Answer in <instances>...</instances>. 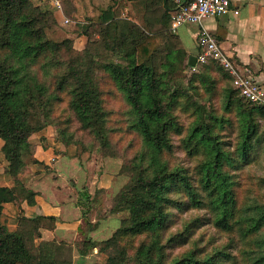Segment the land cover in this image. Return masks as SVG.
<instances>
[{
  "label": "trees",
  "instance_id": "16d2710c",
  "mask_svg": "<svg viewBox=\"0 0 264 264\" xmlns=\"http://www.w3.org/2000/svg\"><path fill=\"white\" fill-rule=\"evenodd\" d=\"M60 1L82 49L49 37L61 25L51 3L0 0V151L14 183L0 186V264H74L75 253L82 264L95 249L107 255L95 264H264V176L245 171L264 144V105L216 60L190 65L171 31L175 0ZM48 126L66 148L122 160L130 180L111 213L126 215L109 238L37 241L55 216L3 221L6 203L36 202L23 176L38 162L30 138ZM208 224L228 237L211 250L195 238Z\"/></svg>",
  "mask_w": 264,
  "mask_h": 264
},
{
  "label": "crops",
  "instance_id": "0c3cea01",
  "mask_svg": "<svg viewBox=\"0 0 264 264\" xmlns=\"http://www.w3.org/2000/svg\"><path fill=\"white\" fill-rule=\"evenodd\" d=\"M46 1L54 6L53 0H35L37 4ZM160 2L163 3L162 0ZM60 3L61 8H55L61 23L74 22L65 14L63 3L61 1ZM132 7L133 5L129 4L126 10ZM231 8L232 10L223 16L210 17L202 23H189L175 31L171 28V31L177 35L181 45L189 54L197 56L200 53L199 32L202 29L208 30L216 36L225 51L234 56L243 70L250 71L257 78L264 89V0H232ZM235 9H239L238 14L234 12ZM51 133V135L45 134L46 139L43 140L45 145L34 142L37 145L34 158L38 162L30 163L28 173L23 176L26 186L37 193L35 204L28 205L25 202L21 208L13 203L5 204L4 210L6 208L18 210V213L15 210L12 212L17 214V222L13 230L18 228V217L25 212L24 214L29 217L57 218L53 228L40 229L41 237L37 238V241L57 239L74 244L85 238L93 240L109 238L119 226L110 231L109 223L116 221L117 224L118 220L120 222V213L119 215L111 213L114 199L129 182V179L127 180V177L120 172L121 160L112 157L98 158L101 160H95V163H101V166L94 169L90 160L86 165L88 155L72 154L70 148H66L58 141L54 132ZM5 160L8 167L9 162L6 157ZM102 175H105L104 181H101ZM117 178L120 181L111 188V183H116ZM13 185L9 176L5 183L0 184V186ZM97 190H99L98 194L95 193ZM95 194H97L96 198ZM91 205L93 208L89 209ZM96 207L102 208L105 212L103 218L99 220L92 213L96 212ZM91 253L84 258L89 257ZM93 253L97 254L98 249ZM80 257L79 254H75L74 261L76 262Z\"/></svg>",
  "mask_w": 264,
  "mask_h": 264
},
{
  "label": "built area",
  "instance_id": "2783aa9c",
  "mask_svg": "<svg viewBox=\"0 0 264 264\" xmlns=\"http://www.w3.org/2000/svg\"><path fill=\"white\" fill-rule=\"evenodd\" d=\"M177 10L172 13L171 28L175 31L189 23H202L210 17H219L229 13L232 0H175ZM57 8H61L59 0H53ZM236 14L239 9H235ZM68 22V21H67ZM201 53L197 62H206L208 58L216 60L232 77L240 95L250 103L264 105V89L257 78L241 68L233 55L222 47L215 35L202 29L198 36Z\"/></svg>",
  "mask_w": 264,
  "mask_h": 264
},
{
  "label": "rangeland",
  "instance_id": "374dc122",
  "mask_svg": "<svg viewBox=\"0 0 264 264\" xmlns=\"http://www.w3.org/2000/svg\"><path fill=\"white\" fill-rule=\"evenodd\" d=\"M33 1H35V0H33ZM46 31H47L49 37L57 39V40H61V39L67 38V37L74 38L76 48H83L85 43H86V38H84L83 36L81 37V35H80V26H79V24L76 23V21L70 22V23H65V22L63 23L62 22L61 25H59V24L54 25L50 28H47ZM189 72H190V70H189ZM179 75H184V72L179 73ZM218 100H221V99L219 98ZM48 127L44 129L45 131L41 130L40 132H37L36 134L34 133V135L31 137L32 141L41 143L42 145H45V143L43 142V140L46 139L45 134L51 135L52 134L51 132H54L55 137H56V132H55V129L53 128V126H48ZM0 144H1V141H0ZM46 145H47V143H46ZM69 148H70L69 150L72 154L83 155V156L88 155L86 165L88 164V161L90 160L91 166L94 169L101 166L100 165L101 163H95V160L100 161L101 159H98V158H105L102 154H89L88 152H84L81 150L82 147H79V146L77 147L76 145H72ZM179 155L182 156V152H180ZM115 160H118V159H115ZM84 167L86 168V166H84ZM7 168L8 167L6 165V160H5L4 154L0 151V184H3L8 180V175L6 174ZM245 171H249L252 174L264 176V144L260 148V152H259L257 160L251 166L247 167ZM84 173H85V171H84ZM123 175L127 177V180L128 179L130 180V177L128 174H123ZM119 178H122V177H119ZM119 178H117L116 183H113V182L111 183V185H112V186L110 185L111 188H113L117 184V181L118 182L120 181ZM104 180H105V175H102L101 181H104ZM95 193L98 194L99 190H97ZM97 194L94 195L95 198H96ZM91 208H93L92 205L90 206L89 209H91ZM98 209L100 210L99 212H98ZM13 210H15L16 212L18 211L15 208H13V209L6 208L3 212V221L8 225L10 230H13L15 228L16 222H17V216H16L17 214H13L12 213ZM95 211L96 212H92V213H94V215L97 217L98 220L103 218L105 212L102 208L96 207ZM195 212L196 211H191V212L184 213V214H181L180 216H178L176 218L177 223H176L174 228L180 227L182 225L181 223H182L183 219L188 218L190 216V214L195 213ZM202 213H205V211H202ZM86 214H87V212H86ZM118 215H119V213H118ZM125 215H126V213L120 212V216L124 217ZM115 222L116 221H112L111 223H109V230L110 231H112L111 229H113L114 227H117L118 225H120L119 220H118L117 224ZM198 236H199V243L201 244V246H204L205 248L207 247L209 250H211V248H213L214 245L223 244V242H225L228 239V237L226 235H224L223 233L218 231L211 224H208V225H205V226L199 228L196 235H195V238H197ZM79 241H82V240H79ZM68 244H71V243H68ZM185 248H183V249H185ZM180 249L181 248H177L176 251H180ZM93 252L94 251H92V253H91L92 255L90 254L89 257L82 258L83 259L82 264H95L97 261L102 263L101 261L107 260L106 254H102V253L101 254H98V253L95 254ZM75 254L77 255V253H75Z\"/></svg>",
  "mask_w": 264,
  "mask_h": 264
},
{
  "label": "water",
  "instance_id": "95a60500",
  "mask_svg": "<svg viewBox=\"0 0 264 264\" xmlns=\"http://www.w3.org/2000/svg\"><path fill=\"white\" fill-rule=\"evenodd\" d=\"M197 63V56H191L190 58V65L194 66Z\"/></svg>",
  "mask_w": 264,
  "mask_h": 264
}]
</instances>
